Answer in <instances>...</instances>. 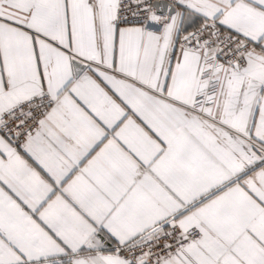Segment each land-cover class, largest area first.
<instances>
[{
	"label": "snow or ice",
	"instance_id": "obj_1",
	"mask_svg": "<svg viewBox=\"0 0 264 264\" xmlns=\"http://www.w3.org/2000/svg\"><path fill=\"white\" fill-rule=\"evenodd\" d=\"M0 264H264V0H0Z\"/></svg>",
	"mask_w": 264,
	"mask_h": 264
}]
</instances>
